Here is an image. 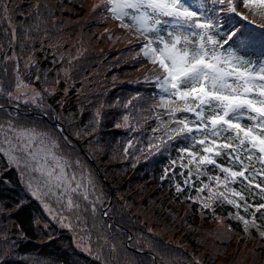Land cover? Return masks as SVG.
<instances>
[{
	"label": "trees",
	"instance_id": "1",
	"mask_svg": "<svg viewBox=\"0 0 264 264\" xmlns=\"http://www.w3.org/2000/svg\"><path fill=\"white\" fill-rule=\"evenodd\" d=\"M92 2L0 0L10 9L9 19H4L0 13V62L12 53L19 58L31 54L34 63L27 69L29 82L42 92L45 86L55 88V95L43 92L45 105L51 109L46 117L33 114L31 111L37 113L34 105L18 104V110L8 107L10 102L5 92L0 97V124L7 127L11 120L18 128L49 132L59 144L58 154L73 162L80 161L77 174L86 169L84 174L90 175L93 186L89 191L93 194L89 201H95L96 207L93 215V205L77 198L80 208L74 212L82 216L85 213L83 217L94 231L90 234L93 245L86 252L79 248L72 231L48 218L38 202L28 196L16 169L0 153V262L264 264V240L254 229L250 230L251 237L244 234L242 224L234 218L232 206L215 205V216L221 217V222L208 210L202 217L200 204L185 199L189 195L187 191L178 197L169 178L161 181L169 156L175 159L177 154L175 150L153 156L140 152L141 147L147 148L154 120L144 123L146 132L115 127L125 114L124 103L137 93L151 95L148 85L136 81L142 80L152 65L143 59L134 60L139 49L130 47L125 40L113 44L107 36L101 37L105 28L113 29V40L127 33L115 27L116 21H105L98 13L90 16ZM121 45L128 47L119 49ZM108 49L115 51L110 53ZM78 52L81 55L73 60L65 76L63 70L68 69V60L77 57ZM38 72L41 81L34 82ZM45 72L48 73L47 84ZM57 80L59 84L55 83ZM118 100L119 107H109L117 105ZM101 104L105 106L107 117L98 132L88 129L90 135L78 138L75 132L89 122ZM133 115L137 114L133 112ZM55 120L63 132L58 130ZM129 139L139 143L125 155L124 147ZM89 142L94 144L93 151L88 150ZM176 171L179 174V168ZM236 187L239 190V185ZM191 195H196L194 190ZM249 201L253 202L251 198ZM55 206L59 205L55 203ZM104 208L106 218L101 212ZM230 212L233 217L227 218ZM257 223H264L259 214ZM78 229L79 222L74 232ZM241 247L246 249L242 251Z\"/></svg>",
	"mask_w": 264,
	"mask_h": 264
},
{
	"label": "snow or ice",
	"instance_id": "2",
	"mask_svg": "<svg viewBox=\"0 0 264 264\" xmlns=\"http://www.w3.org/2000/svg\"><path fill=\"white\" fill-rule=\"evenodd\" d=\"M9 11L7 3H0L4 19H9ZM97 13L105 21H116L115 27L127 33L113 40V29L105 28L101 37L107 36L113 44L125 40L139 49L134 60L152 65L143 79L136 81L148 85L151 95L137 93L124 103L125 114L115 127L146 132L144 123L154 120L147 148L141 147L140 152L153 156L175 150L177 154L175 159L169 156L161 181L169 178L178 197L187 191L185 199L200 204L202 217L208 210L221 222L222 218L215 216V205L232 206L244 234L251 237L254 229L264 240V223H257V214L264 220V203L255 202L257 196L264 200V0H93L89 15ZM12 36L16 38L15 29ZM79 55L68 60L65 76ZM12 58L18 59L15 53ZM32 63L29 58L25 67ZM40 81L38 72L34 82ZM44 82H48L47 72ZM43 92L55 95V88L45 86ZM4 95L0 86V97ZM6 95L17 106L21 101L39 106L44 100L41 91L21 78L18 63L15 94L8 91ZM109 107H119V100ZM50 111L44 108L45 114ZM106 117L101 104L75 135H90L88 129L98 132ZM57 128L63 132L59 125ZM138 143L129 139L125 155ZM58 148L47 131L18 128L11 120L7 127L0 124V153L36 181L33 196L39 199L38 193H43L52 197L68 213L80 208L77 198H82L93 205L95 215V201H89L93 180L83 170L78 175L80 161L58 154ZM28 187L33 189L31 180ZM44 207L52 213L48 204ZM241 208L251 218L241 215ZM232 217L230 212L227 218ZM65 219L60 216L62 226L71 229V222L64 224ZM228 232H232L230 226Z\"/></svg>",
	"mask_w": 264,
	"mask_h": 264
},
{
	"label": "rangeland",
	"instance_id": "3",
	"mask_svg": "<svg viewBox=\"0 0 264 264\" xmlns=\"http://www.w3.org/2000/svg\"><path fill=\"white\" fill-rule=\"evenodd\" d=\"M12 49L13 48H10V51H12ZM15 56L18 59H13L12 58L13 53H12V55L9 56L8 59H3L2 62H0V86L3 87L4 91L9 90L12 86H14V88L12 90L13 93H15V84L14 83H16L17 63L19 64V74H20L21 78L24 80V82L27 79L28 82H25V83L32 85L31 82H29L30 80H29L28 75H27V68H29L30 65L28 67H25L26 63H28V61H29V58H31V60H32V55L27 54V55H24L22 58L21 57L19 58L16 54H15ZM37 143H39V142H37ZM93 146H94V144L89 142L88 150L93 151ZM89 159L92 161V159L90 157H89ZM92 163L94 166V164H95L94 161H92ZM82 170L86 171V169H82ZM20 171H21V173L22 172L24 173V175H23L24 187L26 188L27 191L30 192L31 195H33L32 191L35 190L36 181L33 180L32 177H30V175L27 173V170L21 168ZM85 171H84V173H85ZM33 175H36V174H33ZM30 180H31L32 185H33L32 190H30L28 187ZM40 194H43V193H38L39 196H40ZM54 200L55 199L52 197H47V199L43 200V203L44 204L49 203L48 205L53 211H56L57 208L61 209L60 206L54 205V203H56ZM81 214L77 213V212L68 213L67 211H64V216L67 217V219L64 220V224H68L69 222H71V225H73V227H71V229H69L68 227H65V228H67L68 231H70V232L72 231V233L75 234V236L77 237L76 239L79 242L78 243L79 248H81L82 250H84L86 252H89L90 248L93 245L90 234L94 231H92L89 228L88 221L83 217L85 213L83 214V216ZM50 215H52V217H50L51 219H53V216L57 217V219L56 218L54 219L56 222L58 219H60V216H61V215L57 216L56 213H50ZM77 217H79V220H77ZM77 221L79 222V229L75 233L74 228L78 226ZM231 248H232V245H231ZM241 248H242V251L244 249H246L245 247H241ZM242 255H243V253H242ZM217 262L219 263V260H217ZM56 264H60V263H56Z\"/></svg>",
	"mask_w": 264,
	"mask_h": 264
}]
</instances>
